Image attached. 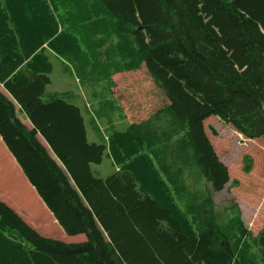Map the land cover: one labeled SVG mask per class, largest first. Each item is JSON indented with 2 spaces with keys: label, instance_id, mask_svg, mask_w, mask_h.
Here are the masks:
<instances>
[{
  "label": "trees",
  "instance_id": "1",
  "mask_svg": "<svg viewBox=\"0 0 264 264\" xmlns=\"http://www.w3.org/2000/svg\"><path fill=\"white\" fill-rule=\"evenodd\" d=\"M52 55L92 100L48 91ZM143 67L165 102L130 120L114 76ZM213 115L264 136V0H0V135L66 233L86 235L45 236L0 199V264H264V226L214 199L240 180ZM106 149L117 170L100 176Z\"/></svg>",
  "mask_w": 264,
  "mask_h": 264
},
{
  "label": "rangeland",
  "instance_id": "2",
  "mask_svg": "<svg viewBox=\"0 0 264 264\" xmlns=\"http://www.w3.org/2000/svg\"><path fill=\"white\" fill-rule=\"evenodd\" d=\"M52 61L54 62V71L51 74L52 82L48 85V91L71 90L80 94L82 96L80 98L83 100L90 101L93 99V90L80 82L77 76L64 69L60 59L52 55ZM114 79L116 81L114 94L130 120H140L150 115L165 102V95H162L145 67L136 71L116 74ZM79 104L82 105L81 102ZM83 111L88 121L90 140L102 141L99 138V133L92 129L88 112L85 109ZM100 125L103 129L107 128L105 120H101ZM205 126L217 153L229 166L231 178L240 180L237 186L229 184L222 191L215 192L214 199L219 207H225L230 199H235L242 208L246 224L254 234H257L264 226V136L248 139L216 115L206 119ZM211 128H215L218 134L215 135ZM106 131L109 130L106 129ZM245 154H250L254 159L253 168L249 173L243 171ZM93 169L100 176H108L117 170V166L108 155L107 149L102 162L93 164ZM17 205L19 207L17 211L35 229L38 227L42 232L46 230L47 236L56 239L64 240L67 237L66 231L51 212L49 213L51 221L48 219L50 222L45 224L43 218H38V209L27 212L25 205L18 203ZM42 205L47 208L45 202ZM53 220H55L54 224H52ZM49 225L51 226L48 227Z\"/></svg>",
  "mask_w": 264,
  "mask_h": 264
},
{
  "label": "crops",
  "instance_id": "3",
  "mask_svg": "<svg viewBox=\"0 0 264 264\" xmlns=\"http://www.w3.org/2000/svg\"><path fill=\"white\" fill-rule=\"evenodd\" d=\"M19 115L22 121L26 125L32 127V123L30 119L25 114L23 113L21 114V112H19ZM40 139L48 147L51 154L55 156L53 150L46 142V140L42 137V135H40ZM0 199L5 201L8 205H10L16 210H18L19 208L17 203L19 205H25L27 212L33 211V209L34 210L39 209L40 206L44 207L42 205V203L44 202H42V199L40 198V196H38L36 189L26 177L23 169L17 162L14 155L8 149L1 135H0ZM37 230L45 236H47L46 234H48L46 230L45 232H42L38 227ZM84 239H86L85 234H78V235L67 234V237L64 238V240L67 242L82 241Z\"/></svg>",
  "mask_w": 264,
  "mask_h": 264
},
{
  "label": "bare ground",
  "instance_id": "4",
  "mask_svg": "<svg viewBox=\"0 0 264 264\" xmlns=\"http://www.w3.org/2000/svg\"><path fill=\"white\" fill-rule=\"evenodd\" d=\"M172 165V164H171ZM177 170V169H176ZM165 178H167V177H165ZM109 243V242H108Z\"/></svg>",
  "mask_w": 264,
  "mask_h": 264
}]
</instances>
